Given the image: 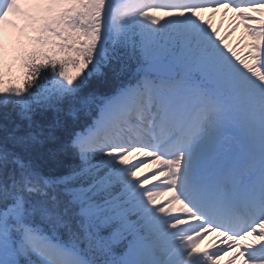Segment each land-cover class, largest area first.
Segmentation results:
<instances>
[{
    "label": "snow or ice",
    "instance_id": "snow-or-ice-1",
    "mask_svg": "<svg viewBox=\"0 0 264 264\" xmlns=\"http://www.w3.org/2000/svg\"><path fill=\"white\" fill-rule=\"evenodd\" d=\"M225 256L264 264V0H0V264Z\"/></svg>",
    "mask_w": 264,
    "mask_h": 264
},
{
    "label": "rangeland",
    "instance_id": "rangeland-1",
    "mask_svg": "<svg viewBox=\"0 0 264 264\" xmlns=\"http://www.w3.org/2000/svg\"><path fill=\"white\" fill-rule=\"evenodd\" d=\"M204 16L205 19H211V23L213 25L214 28H217L219 30V33L221 36L225 35L226 32H228L230 30V28L233 26V23H229L226 20L223 21V19H221L220 16V11H218L217 13H215V15L209 17V13H203L202 14ZM228 16L232 18V16L230 15V13H228ZM236 24H238V21H235ZM243 34V28L242 27H236L235 32L232 33L231 36H229L228 40L226 41V43H228L230 46H236L237 42L239 41L240 37ZM238 52H240L241 55H244L245 52L241 51V49H237ZM142 158V157H141ZM135 162V161H133ZM154 166L156 168H158V166L156 164H154ZM154 171V167L153 164H148L145 168L141 169V172L138 173V176H143L144 174H151V172ZM155 181H153L154 183ZM162 200H166L165 196L161 197Z\"/></svg>",
    "mask_w": 264,
    "mask_h": 264
},
{
    "label": "bare ground",
    "instance_id": "bare-ground-1",
    "mask_svg": "<svg viewBox=\"0 0 264 264\" xmlns=\"http://www.w3.org/2000/svg\"><path fill=\"white\" fill-rule=\"evenodd\" d=\"M166 198H167V196H166ZM220 239H222V238L217 237L215 233H211L203 239V241L199 244V248L197 250L203 251V250L208 249V248H209L208 250H211L212 245L214 243H218ZM207 246H208V248H207ZM227 259H228L227 256L222 257L221 260L219 261V264H225V261Z\"/></svg>",
    "mask_w": 264,
    "mask_h": 264
}]
</instances>
